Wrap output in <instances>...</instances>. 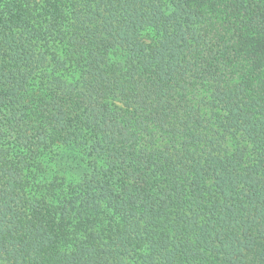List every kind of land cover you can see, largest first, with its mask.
Segmentation results:
<instances>
[{
    "label": "trees",
    "instance_id": "trees-1",
    "mask_svg": "<svg viewBox=\"0 0 264 264\" xmlns=\"http://www.w3.org/2000/svg\"><path fill=\"white\" fill-rule=\"evenodd\" d=\"M0 264H264V0H0Z\"/></svg>",
    "mask_w": 264,
    "mask_h": 264
}]
</instances>
